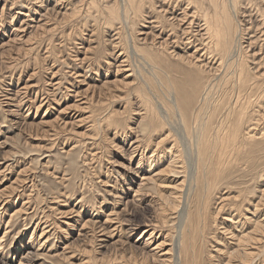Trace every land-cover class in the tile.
I'll list each match as a JSON object with an SVG mask.
<instances>
[{"label": "bare ground", "instance_id": "bare-ground-1", "mask_svg": "<svg viewBox=\"0 0 264 264\" xmlns=\"http://www.w3.org/2000/svg\"><path fill=\"white\" fill-rule=\"evenodd\" d=\"M46 1L35 0L33 9L29 8L27 13L25 7L17 11L23 17L13 26L8 40H3L8 32V16L1 14L0 49L6 46L23 49L24 44L25 52H29L32 46L27 47L28 42L40 32L57 34L60 26L70 25L83 17L93 26L92 35L99 33V28L97 30L95 26L97 22L107 28L103 40L109 46L106 47L105 63L116 68L115 78L106 79L100 86L88 82L94 71L99 70L100 64L95 67L97 64L94 61L95 64L89 62L94 57L87 54L88 50L97 46L83 45V57L76 54V60H72L74 63L71 65V62L68 64L65 61L69 65L66 67L70 68L69 72L64 70L66 77L58 76L61 68L50 69L47 80L50 87L46 84L38 86L40 82L36 84L32 79L23 87L16 88V97L10 95L13 89L4 93L6 90L3 91V87L0 105L7 107L4 110L15 117L25 106L29 111L32 107H36L37 111L43 109V117L39 122L34 121V125L41 130V127L47 128L44 132L50 131L45 133H50L52 137L70 132L72 136L76 135L79 139L76 138L71 147L73 149L86 147L97 138V133L89 135L77 131V126L86 120L93 121L92 127H96V120H93L96 114L89 109L93 98L113 94L114 91L124 93L135 85L130 94L132 108L129 111L135 115L132 120L136 126L126 124L121 118V114L129 112V101L124 105L121 103L122 111H118L120 107L109 111L105 117L102 116V122L100 120L107 128L116 125L118 129L115 128L114 137H120L123 143L128 144L130 139L128 164L123 166L124 170H118L124 175L121 177L124 180L112 185L113 188H104L113 199L104 198L88 204L87 199L82 197L73 207L60 212L59 217L63 221H50L52 218L49 217L57 212L52 205L54 208H51L53 211L50 214L43 216L44 213L35 219L29 242L25 244L21 240L8 253L5 241L13 232L10 227L14 229L18 220L23 223L24 230L30 223L28 195V200H23L20 209L8 214L10 218L6 221L0 241V264H75L76 259L84 264L83 261H90L92 257L85 260L79 255L83 256L82 252L91 249L81 246L97 242L98 247L109 243L119 247L125 237L130 239L140 229L139 239L144 238L145 241H140L136 250L123 244L125 248L121 252L118 249L113 257L95 259L93 264L264 262V0H103L105 3L100 9H95V0H78L81 2L79 6L78 2L70 4L69 0H55L52 7L45 6ZM14 4L16 2H9L7 6L15 9ZM53 18L56 22H49ZM141 60L156 68L161 75L164 97L157 111L142 94L145 90L142 86L144 77L138 67ZM8 65L5 63V66ZM35 72L38 73L33 71L30 79ZM62 99L68 101L64 107L60 104ZM56 105L60 108L54 115ZM84 111L89 114L82 117L80 112ZM69 114L71 117L68 120ZM171 124H175L174 129L169 128ZM165 128L168 129L167 135L163 132ZM159 131H162L160 135L163 137L152 144L156 147L148 156L150 136ZM172 135H179L180 139L175 137L179 146L176 139L172 140L171 146L166 144ZM63 138L67 142V137ZM5 143L0 141V148L5 149ZM187 143L197 165L195 175L186 162ZM18 152L0 150V213H7L10 202L18 194L17 190L20 191L18 184L3 187L5 177L20 162ZM145 156L149 160L146 161ZM97 157L94 155V158ZM21 171L25 170L20 169V175ZM132 175H137L139 182ZM118 188L120 192L115 193ZM214 200H220L215 210L211 206ZM108 207L111 209L105 212ZM60 222L65 230H78L77 237L60 236ZM23 230L19 229L17 233ZM63 238L66 241L60 246ZM77 240L82 242L79 250L75 249ZM6 243L10 247L11 242Z\"/></svg>", "mask_w": 264, "mask_h": 264}, {"label": "rangeland", "instance_id": "rangeland-1", "mask_svg": "<svg viewBox=\"0 0 264 264\" xmlns=\"http://www.w3.org/2000/svg\"><path fill=\"white\" fill-rule=\"evenodd\" d=\"M17 1L16 0H8V1L7 0L6 1L0 0V16L4 15V13L6 14V16H8L7 17V30H8V32H7V35H4V37H5L4 39H3V37H1L3 40H8V35L12 34L11 30H12L13 26L18 21H20L21 18L23 17L22 14L17 13V11H19V10H21V8L25 7L24 11H26V13H27L29 8L33 9V7H34V5L32 3L35 0H31L30 3H29L30 0H17ZM108 1H112V0H108ZM9 2L10 3L16 2V4H14L15 9H11L7 6V4ZM69 2H70V4L71 3L73 4V2L74 3L78 2L77 6H79L81 4V2L78 0H69ZM4 3H6V4H4ZM44 3H45V6L52 7L53 4H55V0H47ZM104 3L105 2L103 0H95V7H96L95 9H100L99 7H102ZM3 8H5V10ZM93 10H94V8H93ZM32 11H34V10H32ZM12 15L13 16L16 15L15 18H12L13 17ZM18 17H20V18H18ZM80 18H82V19L78 18V20L71 22L70 25L64 26L65 28L63 27V25L60 26L61 28L59 27V29H58L59 33L57 32V34H55V32H44V33L40 32L37 36L34 37V39H32L28 42L29 46H27V47L32 46V49L29 52H25L24 48L26 46L24 44L22 46V47H24L23 49L17 48L18 46H14L13 48L10 46L7 48V46H6L4 49H0V61H2V62H0V68L2 67V69L0 70V85H1L0 91H2L3 87H4L3 91L6 90V91H4V93H8V91L13 89V90H11L12 93L10 95L13 97H16L17 94L15 91H17V89H19L20 86L23 87L24 84L27 83V81L32 80V79L34 80L33 81L34 83L36 82V84L38 82H40V83H38V86H42V85L46 84L45 85L46 87H50V85H47V80L50 77V72H51L50 69L51 70H53V69L57 70L58 68H61V71L58 72V76L59 77H61V76L66 77L65 75H67V74L65 73V71L67 70L69 72L68 69H70V68L66 67V66H69V65H67V63L69 64L71 62L70 65L73 64L74 61L76 60V54L79 57L84 56L83 52H85V51L83 49V45H85L86 47L88 45H93V46L96 45L97 46L93 50H88L87 54L94 57L89 62L94 61L97 64V65H95V67H97L98 64H100L98 66L99 70L94 71L92 76H90V78L88 79V82H91V83L93 82V85L95 84L96 86L97 85L100 86L102 84V82L105 81L106 79L107 80L114 79L115 74H116V68L115 67L113 68V65L112 66H106L107 64L105 63V61H106L105 59H107L106 58L107 57L106 50L109 46H107L105 41H103V40H105L104 35L107 33L106 32L107 28L104 27V24L102 25V24H100V22L98 24V22H97V24L95 23V26L97 25L96 26L97 30L99 28V33L96 32V34L93 33L94 35H92L91 30H92L93 26L90 24V22H88L89 20L88 21L83 20L84 19L83 17H80ZM82 20H83V22H82ZM49 22L54 23V22H56V20L53 18ZM91 23H93V22H91ZM82 24H84V25H82ZM100 25H101V27H100ZM48 33H51V34H48ZM91 35L93 38L91 37ZM60 36H62V37H60ZM66 37H67V39H66ZM75 38H77L76 41H75ZM62 39H64V40H62ZM71 40H72V42H71ZM33 42H34V44H33ZM75 42H76V44H75ZM66 43H67V45H66ZM68 43H70V44H68ZM55 46H56V49L54 48ZM77 46H79V47H77ZM68 48H69V50H68ZM72 48L75 51L72 50ZM78 48H80V49H78ZM19 49L22 51H19ZM4 50H6V52ZM23 50H24V52H23ZM8 51L10 53H8ZM11 54H13L12 57L10 56ZM56 59H59V60H57L58 62L56 61ZM60 59H62V61ZM72 60H74V61L72 62ZM65 61H67V63H65ZM55 62H57V63H55ZM140 62L139 63L141 65L140 66L138 65V67H139V69H140V71L144 77V82H142V84L144 83L142 86L145 89L142 91L143 97H146L147 100L149 99V101L153 107V110L157 111V109L159 110V108H160V102L162 104L161 98L164 97L163 89H162L161 84H160L161 75L156 68L151 67V65L149 66V64L147 65V63L143 62V60H141ZM5 63H6V65H7V63L11 66L13 65L12 68H9V67H11L9 65L5 66ZM13 63L14 64L16 63V64L14 65ZM1 64H3V65H1ZM87 64H88V61H87ZM61 65H65V67H63ZM59 66H61V67H59ZM13 67H14V69H13ZM45 68L47 70H45ZM33 71H38V73L35 72V75H33V77H31V79H30L29 76H30V74L33 73ZM62 71L65 73L64 75H63V73H61ZM35 76H37V77H35ZM43 79L45 80V82H43L44 81ZM132 87L134 89L135 85H133ZM132 87H131V89H128L126 92H124L125 94L123 92L121 93V92L114 91L113 94L110 93L111 95L108 93L105 96H97L96 95L97 98L96 97L93 98L94 101L92 100L93 103L91 104L92 106L89 109L91 111H93L94 114H96L93 118V120H96L95 121V123H97L96 127H94V128L92 127L93 121L86 120L83 122L82 125H79V127L77 126V131L78 132H86V133H89V135L97 133L96 136L95 135L94 136L97 137L98 139L96 138L95 142H93V143L86 144V147L78 146V147L73 148V149H71V147L73 146L74 142L77 140L76 138H78L76 135L72 136L71 132L66 133V134H62L65 137H67L66 139H68L67 142H64V140H65V138H63L64 136L61 135V137L60 136L57 137L55 135L52 137V135L50 134L51 133L50 131H48V132H50L49 134H46V133H48L47 131H45L46 133L44 132V129L46 130L47 128L41 127L42 128V130H41L40 128L36 127V125H34V121L39 122L41 120V117H43V115H44L43 109L42 110L40 109L37 111L36 107H32V109L29 111V110H27L28 107L25 106L21 111H18V113L16 114V116L18 117L17 118L15 116H13L11 113L9 115L10 111L7 112L4 110V109H7V107H3L0 105L1 106L0 107V141L2 143H3V141L6 142L4 144L5 149L0 148V150L11 151V152H18L19 151L18 153L21 155L20 158H18V159H20V162L15 164L16 166L11 169L8 176L5 177L4 182H3V184H4L3 187H5V186L9 187V184L11 186L12 185L17 186V184H18L17 188L20 189V191L17 190L16 193H18V194L10 202V205L8 207V211L6 210L7 213L6 214L3 212L0 213V241H1V238L4 234V231L6 229L5 227L7 226L6 221H8L10 218V216H9L10 213H13L14 210H16L18 208L20 209L22 207L21 206L22 203L24 202L23 200L24 199H25V201L28 200V197H27L28 195H30V197H29L30 201H29L27 206H29L30 209H28V210H29V212H31V215H32V216L31 215L29 216L32 219V222H31V219H29L28 222H30V223H28V226L26 227V229L23 230V226H22L23 223H19L18 220L16 221L17 223L15 224V226H13L14 229L12 227H10L13 230V232L10 233L11 238L9 237V240L6 239V241L11 242L10 247H7L9 242L6 243V241H5L6 249L8 248L6 251L8 253H10L9 249L16 247L18 245V242H20L21 240H22V242L24 241L25 244H27L29 242L30 236L32 235L34 228H35V222H36L35 219L39 218L44 213L45 214L43 216H47V214H50L51 210L53 211V209H51V208L55 207L54 211H57V212H55V214L53 213L52 216L49 217L50 219L52 218L50 221H55V220H59V219L60 220L62 219L61 221H63V218L59 217L61 215L60 212L73 207L77 203V201L82 197L84 199H87L86 202L88 204L90 202L103 200L104 198L105 199H113V197L108 196L104 190L106 188H109V186H110V188H113L112 185H114L117 182L118 183L122 182L124 180V178H121V177H124V175L122 176L118 170H120V171L124 170L123 166L128 164V161H129L128 158L129 157H128L127 149H129L130 139H129V142L127 144V143H123L121 141L122 139L120 137H118V136L114 137V131H115V128H117V126L113 125L110 128H107L105 125H102V123H101L103 120L102 116L105 117L107 112H109V111L112 112L114 109L115 110L118 109L121 106V103L124 105L125 102H128V101H129V103H128V107H129L128 111H129L132 108V104L130 103L131 98H132V97H130L131 96L130 94L133 91ZM96 90H98V89L96 88ZM134 92H135V90H134ZM0 94H1V92H0ZM113 95H114V97H112ZM119 95H121V96H119ZM122 95L123 96L126 95V96H124L125 98L122 97ZM103 97H104V99H103ZM117 97H118V99H117ZM2 98H3V96H0V99H2ZM122 98H124L126 101ZM102 100H104V101H102ZM61 102H60V104H63L62 107L66 106V104L68 103V101L63 100V99ZM71 102H73V101H71ZM13 108H16V107H13ZM56 108L57 109H53L54 115H55V113L57 114V111L60 108L59 105H56ZM122 109L123 108L120 107L118 109V111H122ZM36 111H37V114H36ZM129 112H128V114H126V113L121 114L122 115L121 118L123 120H125L126 124L128 123L131 126H136V124L132 120V117H135V115H132L131 111H129ZM80 113L79 114L82 117H85L89 114L88 112L85 113V111L80 112ZM35 115H37L38 117L35 118ZM70 117H71V114H69L68 120L70 119ZM12 119H14V120H12ZM100 120H101V122H100ZM31 121H33V122H31ZM14 122H15V125L13 124ZM27 122H29V123H27ZM99 122H100V124H99ZM137 122L138 121H136V123ZM104 124H106V122ZM12 126L14 127V129ZM174 127H175V124H171L169 126V128H171V129H174ZM167 128H165L163 130V132H165L166 135L168 132ZM161 133H162V131H159V133H157V134H155V133L151 134V136H150L151 145L147 151L148 156L150 154H152V150L155 149V147H156V145H152V144L156 143L157 141H159L163 137V135H160ZM132 134H134V133H132ZM67 135H69V136H67ZM47 136H50V137H47ZM175 137L179 138V135L178 136L172 135V137L167 140L166 144L171 146L173 144L172 140L176 139ZM28 140H29V142H28ZM113 140H115V142H113ZM51 141H54V142H51ZM186 142H187V140H186ZM112 143L114 144V147H113ZM38 144H39V146H38ZM177 144H178V146L180 145L179 141L177 142ZM40 145H41V147H40ZM46 145H48V147ZM49 146H51V147H49ZM186 146H187V149H185V150H186V152L188 151L187 152V154H188L187 158L188 159L186 160V162L189 163L190 171H192L193 174L194 173L196 174L197 165L194 161L195 159L193 157V153L191 152L192 150H191L188 143ZM37 147H38V149H37ZM39 149H41V150H39ZM31 151H33L34 153ZM39 151H41V152H39ZM21 152H22V154H21ZM90 152H91V154H90ZM102 152H104L103 155H102ZM30 153H32V154H30ZM37 153H39V154H37ZM94 155H95V157H97V156H99V157L94 158ZM31 158L34 160H32ZM145 158H146V161L149 160V158H147V156H145ZM91 159H93V160H91ZM32 161H34L36 163H34V162L32 163ZM32 164H34L35 166H32ZM28 167H30V169ZM22 168L25 171H21V175H20L18 172H20V169L22 170ZM25 168L28 170H26ZM37 168H38V170H37ZM35 170H36V172H35ZM234 170H236V168H234ZM22 172H25V173L23 174ZM18 177H19V179H18ZM27 177H28V179H27ZM32 177H34V178H32ZM132 177H134V178L136 177L137 182H139V178L137 175L136 176L132 175ZM164 178H166V177H162L161 179H164ZM17 179H18V181H16ZM237 179H238V177L235 180H237ZM14 180L16 181V183ZM107 180L109 183L107 182L106 185H102L103 182H105ZM23 181L27 184H25ZM32 181H34V182H32ZM12 182H13V184H11ZM19 183H22V184H19ZM135 185H137V184H135ZM125 186H126V184H125ZM119 189L120 188H118V190H116L115 193L116 192L119 193L120 192ZM33 190H34V192H33ZM225 191H228V190H225ZM26 192H27V194H26ZM32 192L35 194L33 195ZM219 201L220 200H218V201L214 200L212 202L211 206H212L213 210H215V208H216L215 206L217 205L216 203ZM30 202H32V205L30 204ZM106 202L109 203L108 201H106ZM109 204L112 205L111 203H109ZM52 205H54V207H52ZM38 208H39V210H38ZM108 208L105 210V212H107L111 209V208H109V209ZM2 213H3V215H2ZM35 214H36V216H35ZM105 214L106 213H104V215ZM104 215L102 214L103 217H105ZM138 217H141V216H138ZM241 220H242V218H241ZM59 224L61 226V229L58 232V234L60 236L65 237V236L69 235V236L74 237V238L77 237L78 230H71V228L69 230H65L63 228L64 224L61 222ZM15 228H16V230H15ZM19 229L23 230L22 231L23 234L17 233L19 231ZM141 232H142V229H140L134 235H132V237L130 239H127V237H125L121 241V244L119 247L114 246L111 243L105 245V247H98L97 242H95V243L89 242V245H87V246L83 245L81 247H83V248L89 247V249H91V251H88L85 253L82 252L83 256L79 255V257H80V259H82L84 257L85 260L92 257L91 259H89L90 261H87V262L83 261V263L84 264H93V263H95L94 262L95 259L96 260H101V259L103 260V258H105V257H107V258L110 256L113 257L116 254V252H118L119 250L121 252L122 248L128 247L129 245H131V247L136 250L137 249L136 247H137V245L140 244V241H145L144 238L139 239L141 237L140 236ZM210 232H213V230H210ZM38 233H40L39 230H38ZM64 241H66V238L62 239V241H61L62 243H60V246L63 245ZM75 242H76V243H74V244H76L75 249L78 248V250H79L80 249L79 244L81 245L82 242L79 241L80 242L79 243L78 240ZM51 243H53V241ZM123 244H125V247ZM95 247L98 248V250L95 249ZM113 247L114 248L116 247L115 248L116 250ZM20 253H22V250ZM77 258H78V256H77ZM80 261L81 260H79V259L75 260V262L77 264H79ZM263 263H264L263 261H260L258 264H263Z\"/></svg>", "mask_w": 264, "mask_h": 264}]
</instances>
